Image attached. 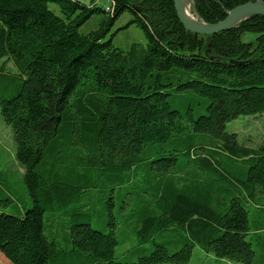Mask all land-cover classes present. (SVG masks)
Segmentation results:
<instances>
[{"label":"trees","instance_id":"obj_1","mask_svg":"<svg viewBox=\"0 0 264 264\" xmlns=\"http://www.w3.org/2000/svg\"><path fill=\"white\" fill-rule=\"evenodd\" d=\"M97 1L0 0V115L28 194L0 174V207L15 209L0 211V263L187 264L200 249L264 264V145L225 128L264 114V17L208 37L181 25L173 0ZM193 1L216 24L255 0ZM132 25L146 46H114ZM97 203L108 231L93 226Z\"/></svg>","mask_w":264,"mask_h":264},{"label":"rangeland","instance_id":"obj_2","mask_svg":"<svg viewBox=\"0 0 264 264\" xmlns=\"http://www.w3.org/2000/svg\"><path fill=\"white\" fill-rule=\"evenodd\" d=\"M79 1L82 4L90 5L91 0H75ZM248 3V2H247ZM98 7L109 8L112 5V2L109 0H98L96 2ZM57 15H61L60 9L57 5H51L50 7ZM193 9V5H192ZM194 12V11H193ZM104 19V15L97 14L94 15L82 28L80 32L82 34H88L92 31H95L99 28L101 22ZM132 19L130 13H125L122 15L119 20L114 25L111 33L115 34L119 29L125 27L127 23ZM256 33L246 32L242 35L241 40L244 43H255L257 38ZM114 46L117 48L128 51L133 44H140L146 46L147 38L144 31L138 25H132L128 29L119 31L114 37ZM226 131L228 133H236L238 141L240 144L256 147L264 145V114L260 116H240L233 120L230 123L226 124ZM17 144L15 142L13 132L10 126H8L0 115V174H5V180L10 184L14 195L18 194L28 197L25 182H24V170L17 161ZM95 195H102V192H94ZM86 203L87 199L85 200ZM79 204H73L70 207H74ZM97 214L94 217L93 226L98 229H104L108 231L107 216L106 213H102L101 207L102 204L97 203ZM13 204H9L6 207H0V211L7 213H14L15 209ZM252 217V215H251ZM98 220L99 225L95 222ZM104 224V228L102 227ZM259 234V233H257ZM256 234V235H257ZM118 239L120 235L117 233ZM264 238V237H263ZM152 244H147L144 248L151 249ZM129 246L121 247L120 249L126 250ZM254 249L256 251L257 257L259 258L263 253V248L258 246L254 242ZM119 250V252L121 251ZM122 253V252H120ZM129 260H137L136 256L129 258ZM2 264V263H0ZM187 264H234L229 263L225 260H219L214 258L212 255L205 253L200 249H195L191 261Z\"/></svg>","mask_w":264,"mask_h":264},{"label":"water","instance_id":"obj_3","mask_svg":"<svg viewBox=\"0 0 264 264\" xmlns=\"http://www.w3.org/2000/svg\"><path fill=\"white\" fill-rule=\"evenodd\" d=\"M177 18L181 25L189 32L200 36H215L217 34L227 32L238 28L242 23L254 16L264 17V2L263 0L250 1L239 5L227 12L226 18L216 24H208L202 20L193 0H173ZM193 5V11L197 16L196 19L191 18L187 13V3Z\"/></svg>","mask_w":264,"mask_h":264},{"label":"bare ground","instance_id":"obj_4","mask_svg":"<svg viewBox=\"0 0 264 264\" xmlns=\"http://www.w3.org/2000/svg\"><path fill=\"white\" fill-rule=\"evenodd\" d=\"M186 9H187V13H188V15H189L191 18H193V19H196V18H197V16H196L195 13L193 12L192 4L190 3V1H188Z\"/></svg>","mask_w":264,"mask_h":264},{"label":"built area","instance_id":"obj_5","mask_svg":"<svg viewBox=\"0 0 264 264\" xmlns=\"http://www.w3.org/2000/svg\"><path fill=\"white\" fill-rule=\"evenodd\" d=\"M107 9H109V8H107Z\"/></svg>","mask_w":264,"mask_h":264}]
</instances>
